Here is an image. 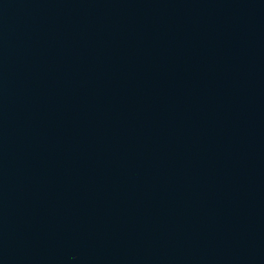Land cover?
<instances>
[{
	"label": "water",
	"instance_id": "obj_1",
	"mask_svg": "<svg viewBox=\"0 0 264 264\" xmlns=\"http://www.w3.org/2000/svg\"><path fill=\"white\" fill-rule=\"evenodd\" d=\"M0 264H264V0H0Z\"/></svg>",
	"mask_w": 264,
	"mask_h": 264
}]
</instances>
